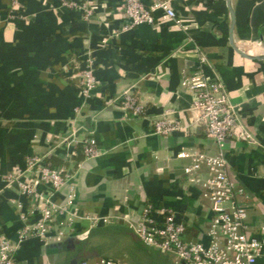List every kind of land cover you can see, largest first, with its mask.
Instances as JSON below:
<instances>
[{
  "label": "crops",
  "instance_id": "crops-1",
  "mask_svg": "<svg viewBox=\"0 0 264 264\" xmlns=\"http://www.w3.org/2000/svg\"><path fill=\"white\" fill-rule=\"evenodd\" d=\"M124 2L93 0V16L86 20L83 13L61 7L60 0H23L20 13L12 11L11 0H0V236L16 240L21 214L40 219L38 205L2 178L24 168L29 157L55 148L76 108L82 107L81 124L85 120L92 129L82 137L92 136L104 152L81 160L75 211L81 218L105 221L77 220L61 241L30 239L16 252L15 264H95L99 259L129 264L88 251L78 237L114 229L150 249L132 227L147 204L173 209L189 229L187 240L209 243L213 214L205 186L210 173L204 167L192 182L184 172L191 160L181 154L217 156L216 142L198 126L189 135L154 134V123L168 110L183 125L194 124V96L183 84L197 72L224 87L256 141H231L224 155L234 204L248 213V234L264 240V59H247L234 48L264 57V0H231L230 5L228 0H173L181 24L163 20L160 11L154 25L126 31ZM87 50L98 84L85 103L72 77L74 60L83 63ZM129 89L144 108L139 117L115 102ZM90 115L94 122L87 121ZM54 154L67 156L63 147ZM162 255L181 264L176 256Z\"/></svg>",
  "mask_w": 264,
  "mask_h": 264
},
{
  "label": "built area",
  "instance_id": "built-area-1",
  "mask_svg": "<svg viewBox=\"0 0 264 264\" xmlns=\"http://www.w3.org/2000/svg\"><path fill=\"white\" fill-rule=\"evenodd\" d=\"M60 2L63 8L83 13L86 20L93 16V0H83L82 3L66 0ZM123 8L128 20L124 31L142 25H154L157 22L155 14L160 11L163 13V20L181 24L173 8V0H153L150 5H146L144 0H125ZM11 9L14 13H20L23 0H11ZM82 58L81 64L79 60H74L75 70L72 78L81 88L86 103L98 82L92 52L87 50ZM201 62L205 63L206 58L202 56ZM183 86L191 90L194 96L191 109L194 124L183 125L176 112L168 110L163 118L154 123V134L160 137H169L176 133L189 135L192 128L198 126L203 128L209 139L216 142L220 152L217 156L202 153L191 155L188 152L181 154L182 158L191 160L184 172L192 182L202 168L205 167L210 173L205 186V196L210 202L213 214L208 231L209 243L206 245L202 241L187 240L186 225L178 220L176 212L171 208L156 207L152 204L146 205L140 219L132 225L134 233L146 246L174 254L181 264H264V240L248 234V213L234 204L235 196L224 155L231 141L249 144H256V141L241 123L239 107L231 102L226 90L217 80H210L197 72L187 79ZM115 102L126 114L131 113L134 117L143 114L144 108L131 89L123 92ZM81 109L82 107L76 108V116L69 125L67 135L55 148L45 155L29 157L24 168L2 178L6 186H17L22 196L30 198L38 205L40 219L32 221L29 215L21 214L23 226L16 240L0 236V264H15L16 252L30 239L36 238L45 243L51 239L61 241L66 236L67 227L77 220H104L81 218L75 211V183L80 166L71 171L66 168L50 169L45 164L46 159L62 147L67 155L66 160L79 155H83L86 160H94L104 155L92 136L82 137L85 129L80 122ZM77 146H81L82 151H79ZM62 195L64 200H58ZM56 223L58 228L55 227ZM85 237L78 238L83 240ZM81 264L90 263L85 261ZM95 264L118 263L110 259H99Z\"/></svg>",
  "mask_w": 264,
  "mask_h": 264
},
{
  "label": "rangeland",
  "instance_id": "rangeland-1",
  "mask_svg": "<svg viewBox=\"0 0 264 264\" xmlns=\"http://www.w3.org/2000/svg\"><path fill=\"white\" fill-rule=\"evenodd\" d=\"M128 239L114 229H106L105 231H94L91 236L87 235L83 242H86L88 251H97L104 256L120 257L129 264L173 263L171 262L173 260H167L160 250L155 248L144 249L140 244L130 243ZM168 255L172 259L175 258L174 254L168 253Z\"/></svg>",
  "mask_w": 264,
  "mask_h": 264
},
{
  "label": "trees",
  "instance_id": "trees-1",
  "mask_svg": "<svg viewBox=\"0 0 264 264\" xmlns=\"http://www.w3.org/2000/svg\"><path fill=\"white\" fill-rule=\"evenodd\" d=\"M77 149L79 151H82L81 146H78ZM82 158L84 159V157L82 155H79L78 157H76L74 159L66 160V159H62L61 157H59L53 153L46 159L45 164L50 169L66 168L68 170L75 171L80 166ZM186 228H187V234H188L189 229H188V227H186ZM83 262H85V261H83Z\"/></svg>",
  "mask_w": 264,
  "mask_h": 264
},
{
  "label": "water",
  "instance_id": "water-1",
  "mask_svg": "<svg viewBox=\"0 0 264 264\" xmlns=\"http://www.w3.org/2000/svg\"><path fill=\"white\" fill-rule=\"evenodd\" d=\"M230 3H231V0H228V4L230 5ZM231 16H232V25H231V32L233 33V31H234V29H235V26H236V16H235V13H234V11L233 10H231ZM231 41H232V44L234 43L233 41L234 40H232L231 39ZM234 45V44H233ZM234 48H235V50H236V52L238 53V54H240L241 56H243V57H245V58H247V59H252V60H263L264 59V57H252V56H249L246 52H243V51H241V50H239L238 49V47L235 45L234 46ZM89 120L91 121H93L94 122V116L93 115H90L89 117H88V122H89ZM82 126H83V128L85 129V130H87V131H91L92 132V129L88 126V123H87V125H86V122H85V120L83 121V123L81 124Z\"/></svg>",
  "mask_w": 264,
  "mask_h": 264
}]
</instances>
